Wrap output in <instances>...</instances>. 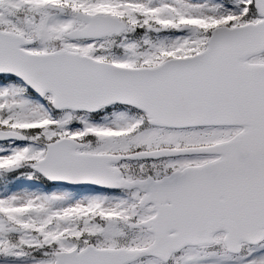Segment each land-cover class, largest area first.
Masks as SVG:
<instances>
[{
  "label": "snow or ice",
  "instance_id": "1",
  "mask_svg": "<svg viewBox=\"0 0 264 264\" xmlns=\"http://www.w3.org/2000/svg\"><path fill=\"white\" fill-rule=\"evenodd\" d=\"M0 264H264V0H0Z\"/></svg>",
  "mask_w": 264,
  "mask_h": 264
}]
</instances>
